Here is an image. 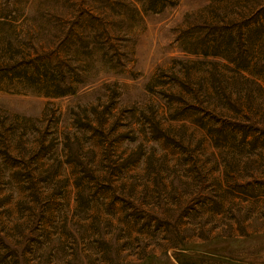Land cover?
<instances>
[{"label": "rangeland", "instance_id": "1", "mask_svg": "<svg viewBox=\"0 0 264 264\" xmlns=\"http://www.w3.org/2000/svg\"><path fill=\"white\" fill-rule=\"evenodd\" d=\"M0 264H264V0H0Z\"/></svg>", "mask_w": 264, "mask_h": 264}, {"label": "trees", "instance_id": "2", "mask_svg": "<svg viewBox=\"0 0 264 264\" xmlns=\"http://www.w3.org/2000/svg\"><path fill=\"white\" fill-rule=\"evenodd\" d=\"M46 96V95H45ZM55 96H61V95H55Z\"/></svg>", "mask_w": 264, "mask_h": 264}]
</instances>
